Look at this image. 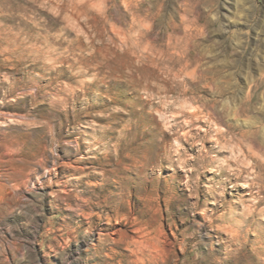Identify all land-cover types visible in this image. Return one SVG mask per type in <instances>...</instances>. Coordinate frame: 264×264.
Listing matches in <instances>:
<instances>
[{
	"label": "rangeland",
	"instance_id": "1",
	"mask_svg": "<svg viewBox=\"0 0 264 264\" xmlns=\"http://www.w3.org/2000/svg\"><path fill=\"white\" fill-rule=\"evenodd\" d=\"M0 264H264V0H0Z\"/></svg>",
	"mask_w": 264,
	"mask_h": 264
},
{
	"label": "bare ground",
	"instance_id": "2",
	"mask_svg": "<svg viewBox=\"0 0 264 264\" xmlns=\"http://www.w3.org/2000/svg\"><path fill=\"white\" fill-rule=\"evenodd\" d=\"M186 67H187V69L190 67V64H186ZM198 68L200 69L201 68V66L199 65L198 66ZM197 70V67L193 70V71H187L186 72V75L187 76H190L193 72H195ZM200 72H202V70L200 69ZM199 77H201V78H203V76L202 75H199ZM93 246H95V244H92Z\"/></svg>",
	"mask_w": 264,
	"mask_h": 264
}]
</instances>
